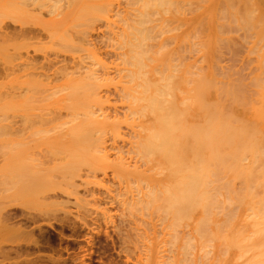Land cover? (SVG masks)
<instances>
[{
    "label": "bare ground",
    "instance_id": "bare-ground-1",
    "mask_svg": "<svg viewBox=\"0 0 264 264\" xmlns=\"http://www.w3.org/2000/svg\"><path fill=\"white\" fill-rule=\"evenodd\" d=\"M8 1L0 0V18L24 20V9L17 7L18 2ZM33 2L49 6L48 13L55 15L46 38L51 37L55 49L63 46L73 54L70 65L65 58L51 61L56 67V82L50 80V88L45 83L39 86L41 79L36 80L35 75L41 64L34 56L26 55L18 64L13 63L25 72L26 86L19 85L23 90L17 91L13 84V90L0 95L2 156L6 152H33L37 146H43L42 152L131 153L126 158L121 154L113 162L97 154L87 158L76 155L69 166L83 165L89 171L104 173L110 169L118 176L120 198L115 197L113 183L112 187L102 184L109 195H115L112 201L126 212L121 221L130 228L126 234L128 237L131 232L132 242L123 236L130 240L128 245L135 246V250L133 245L130 248L134 252H129L138 253L136 264H264V11L259 7L235 8L229 5L233 1H224L229 7L219 8L218 0L22 1L29 6ZM31 27H20L25 37L31 35ZM28 38L30 41L31 36ZM39 47L34 51L46 46ZM8 48L12 50V46ZM17 57L19 60L20 56L14 60ZM11 61L6 62L8 66L2 63L7 74V67H15L10 68ZM45 75L44 80L49 77ZM40 102V107L50 105L46 110L54 114L45 119L48 124L55 122L51 128H34L38 114H31L33 121L27 116ZM13 110H26L27 117L18 116L31 121L32 126L24 118L27 130L21 126L25 132L30 126L34 128L30 136L19 139L20 125L17 135V126L11 130L5 124ZM62 112H66L62 114L65 117L59 115ZM46 121L36 123L46 125ZM15 134L19 137L12 136ZM17 173L15 179L20 177ZM28 176L20 182L26 183ZM1 179L4 183L9 178ZM17 181L10 182L17 185ZM13 190L15 194L16 188ZM124 238L125 249L129 246Z\"/></svg>",
    "mask_w": 264,
    "mask_h": 264
},
{
    "label": "rangeland",
    "instance_id": "rangeland-1",
    "mask_svg": "<svg viewBox=\"0 0 264 264\" xmlns=\"http://www.w3.org/2000/svg\"><path fill=\"white\" fill-rule=\"evenodd\" d=\"M11 1L14 2L15 4H16V2H18V4H16L17 7H19V6H20V8L22 7L21 9H24V11H25L24 15H26V16L23 17V14H21V13L19 14L21 18L22 17L24 18V20H22V21H17L13 18L10 19V17L0 18L2 20L1 25L4 26L3 28H0V30H1L0 32L2 34V35L0 34V36H1V38H0V53H1L0 58L2 59V60L0 59V85L5 83L3 85L4 87L0 86V88L2 87L1 88L2 90H0L1 91L0 95H3L2 94L3 91H4V93H5V91H9L7 89L11 88L13 90V88H12V87H14L13 84L15 85L14 89L17 88V86H18L17 91L22 88V87L20 88V86H23V87L26 86L25 85L26 76H24L25 72H21L18 69L20 67L16 66L15 64L13 65V63L18 64V62H21V60H23L22 57L26 58V55L27 56H29V55L34 56L35 60H37L38 64H41V65H39L40 67L38 69H36L37 73L39 71V73L36 75L38 76V75H40V73H43V75L41 74V76H39L40 78L36 77V75H35V78H37L36 80L41 79L40 81L38 80L39 86L43 85L45 83L46 87L47 86L51 87L52 84H54L56 82V81H54L55 76H56L54 69L56 67H54L55 66L54 64H53L54 66L51 64V61L54 63V61L57 59L56 57H58L59 60L62 58L63 59L65 58L67 64L70 65L71 59L69 61V58L72 56L73 52L62 48L63 46L62 47L59 46V48L55 49L54 47H56V46H55V44H53L50 35H49V37H50L49 39H48V37L46 38V34H49V29H51L53 27V24H52L53 22H51L53 14L50 12L48 13V11H50L48 9L49 6H47V8H46V6L43 5L45 7L44 8V7H41V5L39 6L38 2H36V3L33 2V4L30 3V6L27 4L29 6L28 7L25 3H24L25 5L22 3L23 0H10L8 2H11ZM42 1L44 2L45 0H42ZM220 1L221 0H218V3L216 5L219 8H222V7L225 8L228 6V5H225L228 3V1H231V2L233 1L234 4L229 3V5H231V6L233 5L235 8H236V6H239V7L243 6L244 9L252 8V7L253 8L259 7L258 9H261L264 11V0H260V1L259 0H243V1L238 0V2H237V0H222L221 2ZM224 1L225 2L227 1V3H225ZM242 2H244V3H242ZM21 3L24 6L20 5ZM15 4H13V6ZM10 5H7V6H10ZM196 5H198L197 2H196ZM218 5H220V6H218ZM13 6H12V8H13ZM15 6H14V8H15ZM31 6H33V7H31ZM66 8L67 7H63V10L64 11L67 10ZM241 8L242 7H240V9ZM27 10H30V11H27ZM31 11H33V13ZM34 11H35V13H34ZM26 12H28V13L26 14ZM29 13H30V15H28ZM41 14H44L45 16L41 15ZM29 16H32V17H29ZM41 16H43V17L41 18ZM54 16L55 15H53V17ZM27 19H30V21L29 20L27 21ZM35 19H37V20H35ZM12 20L13 21L15 20L16 22L12 23L13 22ZM44 20H46V21H44ZM53 21H55V17H54ZM2 22H3V24H2ZM39 22H41V23H39ZM47 22H48V25H47ZM49 22H51V24ZM23 25H25V26H23ZM43 25L44 26L47 25L46 26L47 28H43L44 30L42 29ZM28 26L29 27L32 26L30 28V30H31L30 34L31 35L25 37L22 33V30L23 29H29ZM20 27L23 29L21 30ZM45 29H48V30H45ZM39 30H42L43 32L39 31ZM3 31H5V32H3ZM7 32L8 33L10 32V33L8 34ZM16 32H17V34H16ZM35 35H36V37L38 36L37 38H41V40L43 42L41 41V43H40L39 40L35 39L36 38V37H34ZM6 36H8L6 38L8 40L3 39ZM16 36H17V38H16ZM30 36H31L30 41H28V39H29L28 37H30ZM1 39H3V40H1ZM9 40H10V42H9ZM37 41H39V42H37ZM12 43H13V45H10ZM21 43L23 45H21ZM42 43H44L45 45H43ZM14 45H16V48H18V49L14 48L15 47ZM52 45H54V46H52ZM11 46H12V50L10 48H8ZM38 46H40L38 48L39 50L45 46L46 47L43 48L42 51L41 50L40 51H34V50H37L36 48ZM3 47L4 48L6 47V49L1 50V49H4ZM50 48H54V50L53 49L49 50ZM63 50H67V51H63ZM9 51L11 53H9ZM13 51L17 54H15ZM44 51H45V53H44ZM5 52H7L8 55L5 54ZM62 52H64V53H62ZM2 53H4V54L2 55ZM46 53L49 55H47ZM69 53H70V55H69ZM77 53L78 52H76V54ZM12 54H15V57ZM57 54L59 56H57ZM11 55H12V57H11ZM16 56H20L19 60H18V57L16 60H14L16 58ZM37 56H38V58H37ZM5 57H7V58H5ZM44 57H45V59H43ZM66 57H68V58H66ZM12 58L14 61H11ZM40 58H41L40 61L41 62L44 61V62L41 63L38 60ZM47 59H48V61H47ZM53 59H55V60H53ZM7 61L8 62L11 61L9 63V65L12 64V66H10V68L15 66L14 68H16V70L17 69L19 70V71L17 70V72H16L14 68H11L13 71L16 72V75H15V72L13 73L12 71H10L11 69L9 70L8 67H7V72L8 73L10 72V74L12 72L13 76L6 73V71H5L6 68L4 65H2V63L4 62L6 64ZM8 62H7V64H8ZM44 63H45V65H43ZM61 63H63V62H61ZM7 64H6V66H8ZM72 64H73V62H72ZM72 64H71V66H72ZM45 66H47V67H45ZM53 70H54V76L52 75ZM70 70H72V67ZM46 73H48L49 77H48V79L44 80L43 78H44V75ZM1 74L2 75L5 74V75H3L4 77L1 76ZM19 74H21V76L23 75L24 77H21ZM9 76H11V77H9ZM16 76L20 77V78L17 79ZM1 77H3V78H1ZM46 77L47 76L45 75V78ZM2 79H4V80H2ZM46 80H47V82H45ZM52 80H53V82H52ZM49 81L52 84H50ZM2 82H4V83H2ZM40 83H42V84H40ZM46 83L47 84L49 83L50 85L49 84L46 85ZM6 86H8V87L6 88ZM10 86H12V87H10ZM22 90H23V88H22ZM41 102L37 103V106L35 105L36 107L34 108V110L32 108H30L28 111V113H29L28 115L26 114L27 112L25 113L26 110H24V111L23 110L10 111L12 113V114L10 113L12 116H10L9 114L8 115L11 118H13V120L10 119L9 116H7V117H9L8 119L13 121V122L7 121L8 119L6 118V120L4 121L5 124H9L11 126V130L16 129L15 127L17 126L18 127L16 130V134H17V131L20 130L19 125H20V127L21 126L26 127V125L24 124L25 123L24 118L27 121L28 118L26 119V117L28 116L29 118H32L31 121H33L34 116L32 117V115L38 114L34 118V121H33L34 126L33 127L34 128L35 127L36 128L37 127L38 128H51L52 127L51 125H54L55 122H53V119L52 120L50 119V121H52L53 123L48 124V122L46 120L49 117L51 118V116H53L54 114L51 115L49 112L50 110L49 109H48V111L46 110L47 109L46 107L50 108V105L45 106V107H43V106L40 107L42 105ZM2 103H0V105ZM44 104L47 105V103H45V102H44ZM38 105H39V107H38ZM37 107L41 108L42 110L38 109ZM43 108H45V109H43ZM43 110L44 111L46 110V111L43 113L42 112ZM51 112H55V110L54 111L51 110ZM46 113L47 114L49 113V114L46 115ZM65 113L66 112H62V113H59V115L60 114L66 115ZM15 114H17V115H15ZM18 114L19 115L21 114L20 115L21 117L26 116V115L27 116L21 118L18 116ZM29 115H31V117ZM43 115L47 116V118L45 116H44L45 118H42ZM2 117H4V116H2ZM63 117H65V116H63ZM63 117L60 116V118H63ZM36 118H40V119H36ZM18 119H21L24 122H22V121L20 122V120H18ZM64 119H66V118H64ZM2 120H4V119H2ZM2 120H1V123L3 122ZM40 120L41 121L43 120V122L46 121V125L44 123H42V125L39 124V123H41ZM31 121L30 122L27 121V122L32 126ZM18 122L22 123V125L19 124ZM36 122H39V123H36ZM13 123L14 124L16 123V124L13 125ZM28 123H27V125H28ZM31 126L27 132H25L23 130V128L21 127L23 131L20 130V132H18V133H20V137L17 136L19 134H17V135L15 134L12 136H14L15 138L19 137V139H22V137L30 136V135H28V133L29 132L32 133V131L34 130V128H31ZM49 126H51V127H49ZM28 128L29 127H26L25 130H27ZM11 130H9V132H11ZM21 131H22V135H24V136L21 135ZM23 132H25L26 134H23ZM42 148H43V146L34 147L31 149L33 152H29V153L28 152H26V153L14 152L15 153L14 156H13V154H14L13 152L12 153L6 152L7 153L6 155L4 152V155L7 156L8 159H5V156H2L3 152H0V174H2V175H0V179H1V177H2V179L6 178V180L9 178L7 181H5V179H4V181H5L4 183L6 184V182H7V185H8V186L7 185H5V186L8 188L10 186L11 187L13 186L12 189L6 188L4 186V183H2L3 180L1 179L2 181L0 182V184H3V186L1 185V187H0V190H1L0 191V198L4 197L5 195H7V196L2 198L4 200L0 199V264H134L135 261L137 262V260H136V257H138L137 251L135 252V253H137V255L136 254L132 255L133 254V253H131L132 249H130V248L133 244L131 245V243H130L128 245V242L131 240V238H130L131 232L129 233V236H128L130 240L128 242L126 240V238H128L126 233H128V230H130V228L127 227L128 225L126 223L124 224L122 222L123 221L122 219L124 217H126V216L123 217V214L126 212L124 210L122 211V207L119 205L118 202H116L115 200L112 201V198L115 195H116L115 196L116 198H120L119 196H117V191H118L117 188L119 186L118 183H120L118 180V176L115 177L113 170H110V169L107 171L108 173L107 172L104 173L101 170H99L97 172L89 171L83 165L79 166V168L77 166L78 169L76 168L77 164L76 165L72 164L73 167L69 166V165H71L70 161L73 160L72 157H75L76 155L80 156V157H84V158L86 156V158H87V156H89L91 154H94V155L97 154V155H99V157L101 155L104 157H109L108 159L113 162L112 159H114L115 157L116 158L114 161H117L120 158L121 154L126 158V157H129V155H131V153H128V152H125V153L124 152H70V153L69 152H42L43 151ZM34 150H36V151L38 150L40 152H36V151L34 152ZM45 151H46V149H45ZM67 153H68V155L69 154L70 155L68 156ZM118 153H119V155H118ZM71 154H72V156H71ZM106 155H108V156H106ZM22 156L24 157V159L26 158V156H27V158L29 156L30 157L28 158V160H24L22 158ZM32 156L35 160H33ZM65 156H68V158ZM12 157H14V158H12ZM70 157H71V159H70ZM20 158H22L23 160L21 159V161H20ZM29 159L30 160L32 159L31 160L32 162H30ZM79 160H82V159H79ZM16 161H18V162H16ZM23 161H25L24 162L25 164L23 163ZM27 161H29V162H27ZM63 161H66V162H63ZM12 162L13 163L15 162V164H13ZM26 162H27V164H26ZM35 162H37V163H35ZM33 163H35V165H33ZM66 163L68 165H66ZM22 164H24V166L26 168L28 166V168H30V170L29 169L26 170V168L23 169L24 166H21ZM36 164L38 166H36ZM40 164H42V165H40ZM56 164H59V165H56ZM64 164L66 165V167H64L65 166ZM60 165H62V166H60ZM6 166L8 168H5ZM51 166L54 167V171L52 170ZM56 166H59V167H56ZM1 167H3V168H1ZM19 167H20V169H19ZM39 167H42V168H39ZM62 167L66 168V169L62 170V169H64ZM67 167H68V169H67ZM55 168H57V169H55ZM74 168H76V169H74ZM7 169L9 171H7ZM37 169H40L39 174H38V172H36ZM47 169H48V171H47ZM69 169H71V170H69ZM21 170L23 171V173ZM28 170H29V174L28 173L25 174L24 171L28 172ZM51 170L53 172H51ZM72 170L74 172L76 170V174H73ZM32 171H35V172H33L34 176H33V174H30V173H32ZM17 172L19 173L20 177L17 178L18 175H16V179H15L14 176ZM49 172H51V173H49ZM22 174H24L26 176L22 177L21 176ZM5 175H7L8 177H4ZM10 175H11V177H10ZM27 176H28L29 180L26 178V180H28V181L25 180L26 183H24V180H22L23 183H21L20 179L21 178L25 179V177H27ZM32 177H34V178H32ZM51 177H52V179H51ZM13 179H14V181H17V179H18V181L15 182L16 184L18 183L17 185H15L13 182H10ZM107 180H108V182H107ZM102 183L107 184L108 186L111 185V187H112V183H113V189L116 188V193L114 191L115 195H113V196L109 195V193L106 191L107 187L105 188V185H103ZM27 184H29V185H27ZM32 184L34 185V187ZM22 185H24V186H22ZM25 185L27 187H25ZM43 185H45V186H43ZM56 185H57V187H56ZM102 186H104V187H102ZM2 187H5L6 189L2 188ZM14 187L16 188V192H15L16 195L13 194V192H12V191H15V190H13V189H15ZM33 189H36V190H34L35 193H34ZM104 189H106V190H104ZM4 190H5V192L3 193ZM37 192L40 194H38ZM104 192H107L108 194H106ZM27 193H28V196H27ZM36 193L38 194V197H39L38 200H37V194ZM8 194L9 195L11 194V195L9 196ZM34 194H35V196H34ZM14 195H15V197L12 198L11 196H14ZM25 195L27 196V198ZM17 196H18V198H17ZM21 196L25 197L26 199L21 198ZM28 197H30V199ZM14 198H15V200H14ZM21 200H25V201L21 202ZM55 200H57V201H55ZM109 200H111V201H109ZM14 201H17V202L20 201V203H17ZM112 203H114V204H112ZM42 204H44V205H42ZM124 219H126V218H124ZM124 225H127L126 226L127 228H125ZM124 229H126V230H124ZM120 230H121V232H120ZM119 233H123V234L119 235ZM123 235H126L125 236L126 238H124ZM123 238L127 242V243L125 242L126 243L125 245L129 246L128 248L127 247L125 248L126 250L128 249V251H126V252H125L124 245H123L124 244V241L122 240ZM131 242H132V240H131ZM122 246H123V249L121 248ZM133 246H132V248L135 250V246L134 247ZM129 249L131 250L130 252H129ZM134 250L132 252H134ZM233 252L235 254L237 253L235 248L233 249ZM126 253H129V254H126ZM130 253H131V256H129ZM135 255H136V257H134ZM128 256L130 259L128 258Z\"/></svg>",
    "mask_w": 264,
    "mask_h": 264
}]
</instances>
